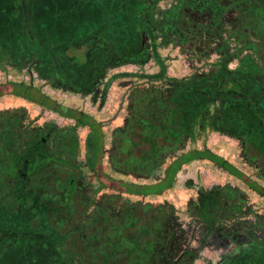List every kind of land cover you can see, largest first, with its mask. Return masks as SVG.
<instances>
[{"label":"rangeland","instance_id":"374dc122","mask_svg":"<svg viewBox=\"0 0 264 264\" xmlns=\"http://www.w3.org/2000/svg\"><path fill=\"white\" fill-rule=\"evenodd\" d=\"M65 1L69 0L14 2L21 11L29 7L31 12L41 13L49 19L46 28L57 37H62L72 27L69 22L63 23L67 20L62 15L63 11L66 14V9H62L60 4L63 6ZM142 1V6L135 13L136 25L141 31V53L124 57L126 59L122 62L110 52L100 50L105 39L98 37L93 50L98 54L83 64V78L85 75L88 77L86 85L78 88L61 86L56 80L35 71L30 76L26 71L25 59L19 64L6 62L0 69V110L23 109L25 120H37V123L47 121L60 128L74 124L78 126L76 132L81 141L85 135L94 133L97 177L91 179L90 183L98 187L106 182L114 189L121 182L126 186L130 183L149 192L139 195L124 193L117 201L127 198L129 206L142 204L141 210L147 222L151 219L157 221L156 231H160L164 244L158 250L161 255L157 264H244L246 259L250 263L253 257L256 260L250 264L261 261L264 258L250 247H254V243L258 244L259 249L264 247V195L254 190L249 182L264 188V166L251 156L253 152L246 153L241 138L211 129L206 122L207 115L220 108L222 97H249V88L256 86L264 100V27L255 26V18L242 11L248 5L243 0ZM89 3L98 2L91 0ZM96 5L89 4L85 12L82 11L85 20H98L106 13L104 3L101 4L104 12ZM10 7L7 1L5 6L0 3L1 28L9 23L6 13ZM74 18L69 17L70 20ZM141 21H151V24L146 27ZM173 21H176L175 26L171 25ZM153 49L157 53L156 58L153 57ZM161 57L163 61L158 63L157 59ZM77 60L82 61L83 57ZM134 61L147 63L138 67L130 63ZM215 63H225L228 70L243 74L239 76L238 72L235 83L221 85L222 88L216 93L219 98L205 105V111L194 119L191 130L166 142L158 139L152 142L155 145L151 152L154 160L150 168L153 169L152 175H120L116 171L117 160L113 159V155L111 158L105 154L104 149L111 151L116 133L127 136L134 111L133 97L142 92L140 90L148 91L154 97H170L180 90L169 77L193 76L198 79L213 69L215 71ZM128 72L160 74V77L154 80L139 76L123 77ZM4 82L22 84L16 87ZM26 85L34 88L33 92L28 93L33 96L32 100L12 95L24 91ZM89 88H94L90 95L88 91H82ZM39 91L44 92L49 100L42 97ZM50 102L60 103L74 112L71 116L53 112L45 108L51 107ZM79 112H82V117L80 122L75 123L74 118ZM118 112H121L117 117L119 120L113 122ZM261 121L264 122V118ZM140 148L145 150L146 144H141ZM205 149L218 158L213 161L204 157L185 160L182 156ZM132 151L133 156H137L138 151ZM96 189L99 190V187ZM129 210L132 212L133 208ZM233 233L237 236H233ZM200 238L209 240V249L197 258L191 253L201 250L203 241ZM237 251H240L239 254ZM219 255H223L222 263L217 260Z\"/></svg>","mask_w":264,"mask_h":264},{"label":"flooded vegetation","instance_id":"af4514ba","mask_svg":"<svg viewBox=\"0 0 264 264\" xmlns=\"http://www.w3.org/2000/svg\"><path fill=\"white\" fill-rule=\"evenodd\" d=\"M135 1L142 0H125L133 2L134 14L140 9ZM243 1L248 5L242 11L255 18V26L264 27V0ZM12 11L15 13V7ZM17 13L18 18L9 17V23L0 27V69L6 62L19 64L25 59L30 76L35 71L61 86L78 88L88 78H83V64L93 59L99 35L105 39L101 51L110 52L122 62L124 57H134L118 51L114 36L106 30L109 25L104 34L101 30L69 34L68 30L57 37L51 30L38 33L26 10L19 8ZM150 22L142 24L148 27ZM171 25L175 26L176 21ZM136 31L141 33L138 27ZM80 56L82 61L77 60ZM4 84L19 87L22 83ZM33 89L26 85L24 91L12 95L32 100L28 93ZM41 94L49 100L44 92ZM50 105L45 108L60 112L54 108L60 103ZM81 114L74 118L75 123L80 122ZM25 117L23 109L0 110V264H157L161 255L158 250L164 245L160 231H156L157 221L147 222L142 204L129 206L127 198L117 201L125 193L122 190L106 182L98 185V190L90 183L97 177L96 150L89 146V140L94 138L85 135L81 141L74 124L60 128ZM116 134L111 151L104 149L105 154L117 160L116 171L122 176L152 175L151 152L155 145L146 146V157L129 156L127 136ZM150 139L155 142V138ZM200 239L204 245L205 239ZM260 249L258 255L263 257L264 247ZM253 258L251 262L256 260ZM256 262L264 264V259Z\"/></svg>","mask_w":264,"mask_h":264},{"label":"trees","instance_id":"16d2710c","mask_svg":"<svg viewBox=\"0 0 264 264\" xmlns=\"http://www.w3.org/2000/svg\"><path fill=\"white\" fill-rule=\"evenodd\" d=\"M6 1L12 7L6 13V17H12L11 19H13L15 16V19L16 17L18 18L17 11L20 6L16 5L15 0H0L1 6H5ZM89 1L91 0H69L65 1L63 6L60 4L62 9H66V14L63 11L62 15L67 20L63 23L67 24L69 22L72 26L69 28V34L80 32L85 35L93 30H101V34H104L106 26L109 25L106 30H110L111 35L114 36L112 38L113 44L116 45L121 54L128 53V55L134 56L139 53L141 51V38L140 32L136 31L137 16L133 13V2L129 3L125 2V0H96L98 2L96 5L89 3ZM142 2L135 1V6L140 8ZM102 3L105 4L103 9L106 13L102 14L98 20H85V16H82V11L85 12L84 9H87L89 4L101 8ZM14 7L15 13L12 11ZM127 8L130 11H126ZM103 9L101 8L102 12H104ZM77 10L81 11L77 13ZM1 12V15L5 14L4 9ZM26 13L31 24L35 25V30L38 33L48 30L45 24L49 19L44 18L41 13H37L36 11L31 12L29 7H26ZM73 16L75 18L70 20L69 17ZM99 38L103 39L104 36L101 37L99 35ZM153 51V57L156 58L157 53L154 49ZM97 53L98 51L92 52V56ZM157 60L159 61V58ZM214 65L217 67L215 71L213 69L198 79H195L193 76L185 78L169 77L168 79L173 80L179 86L177 89L180 90L170 97H162L161 95L154 97L153 93L151 95L145 90H140L142 92H138L135 98L133 97V117L129 123L130 126L128 124L129 131L127 132L131 145L127 150L129 156H133L132 150L138 151V156L144 154L145 151L140 146L141 144H146L148 147L151 146L153 142V139H150L151 137L155 138V140L158 139L166 142L169 138H174V136H179L180 133L186 130H191L194 119L202 111H205V105L212 104L217 97L219 98L216 93L222 88L221 85L237 81V75L240 71L228 70L225 63H215ZM242 74L240 72L239 76ZM144 77L154 80L160 77V74H147ZM240 79L245 80L247 78L242 77ZM258 92V87L254 86L253 88H249V97L240 98L232 95L222 97L220 108L207 115L206 124L211 129L241 138L245 151H247L246 153L253 152L254 155L251 156L258 159L264 166V122L261 121L264 118V100ZM58 108L60 109V114L64 116H71L72 112H74L71 111L72 109L62 107V105H58ZM89 136L94 138L92 141L89 140V146L94 147L95 134L93 133ZM133 138H136V140H133ZM192 154L185 153L182 156L185 160L204 157L213 161L215 158H218L217 155L208 149L204 151L195 150ZM231 170H233V167H231ZM249 184L254 190L264 195V188L254 186L253 182H249ZM142 188L130 183H127V186L121 184L116 187L117 190H122L128 194L139 195L149 193Z\"/></svg>","mask_w":264,"mask_h":264},{"label":"crops","instance_id":"0c3cea01","mask_svg":"<svg viewBox=\"0 0 264 264\" xmlns=\"http://www.w3.org/2000/svg\"><path fill=\"white\" fill-rule=\"evenodd\" d=\"M156 51H157V49H156ZM148 60H150V58H148ZM139 61V60H138ZM138 61H134V62H130V63H135L136 65H139L138 67H140V66H142L144 63H147V62H138ZM163 61V59H162V57H161V59L159 58V62H162ZM126 63V62H125ZM143 63V64H142ZM139 72H143V71H139ZM130 73V72H128V73H126V74H123L124 76L123 77H127V78H130V77H135V76H139V77H141L142 79H144V75H147V74H153V73ZM130 76V77H129ZM173 77H175V76H173ZM177 78V77H176ZM82 93H85V92H82ZM90 93L91 92H88V94L90 95ZM87 94V95H88ZM121 115V112H118V114H117V116L116 117H114L113 119H112V121L113 122H115V121H118L119 119L117 118L118 116H120ZM100 120H103V119H100ZM212 237V236H211ZM208 239L210 240V236L208 237ZM207 239V241L204 243V245H202V247H201V250H198L197 252L196 251H194V253L192 252L191 253V255H196V257L197 258H199V256L200 255H203L204 254V252L205 251H207L208 249H209V247H208V240ZM220 246V245H219ZM258 248V244L257 243H255L254 244V247L253 248ZM236 249H238V248H236ZM194 250V249H193ZM261 250V249H260ZM259 249L257 250V251H255V253L256 254H258V252L260 251ZM263 250V249H262ZM235 251V250H234ZM264 251V250H263ZM224 251H222V253H223ZM238 252V253H237ZM236 253L237 254H239V252L240 251H237ZM235 254V253H234ZM221 256H223V255H219L218 257H217V260H218V262H220V263H222L223 262V259H222V257ZM240 256H242V255H240ZM263 257H264V253H263ZM220 258V259H219ZM233 258V257H232ZM244 259V258H243ZM196 260V259H195ZM195 260H194V262H195ZM242 261V260H241ZM250 261V260H249ZM209 262V260L207 259V263ZM247 261V259H246V262L244 263V264H250L251 263V261H250V263ZM215 263H217V261L215 262ZM254 264H258L256 261L254 262Z\"/></svg>","mask_w":264,"mask_h":264}]
</instances>
